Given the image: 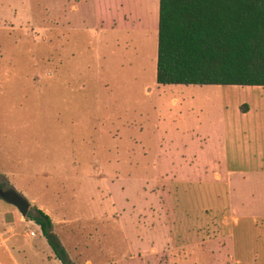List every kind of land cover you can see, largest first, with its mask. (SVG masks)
<instances>
[{"label":"rangeland","instance_id":"rangeland-1","mask_svg":"<svg viewBox=\"0 0 264 264\" xmlns=\"http://www.w3.org/2000/svg\"><path fill=\"white\" fill-rule=\"evenodd\" d=\"M156 11V0H0V187L49 215L75 264L102 248L120 264H264V218L249 251L226 245L230 191L264 209V169L247 159L264 151L258 127L248 146L230 145L228 176L221 143L158 134L180 91L214 113L250 106L249 125L264 126V87L159 85ZM174 205L210 241L172 249ZM41 236L0 199V264H16L7 251H51Z\"/></svg>","mask_w":264,"mask_h":264},{"label":"trees","instance_id":"trees-1","mask_svg":"<svg viewBox=\"0 0 264 264\" xmlns=\"http://www.w3.org/2000/svg\"><path fill=\"white\" fill-rule=\"evenodd\" d=\"M157 30L159 85L264 87V0H159ZM27 218L62 264H75L49 215L33 207Z\"/></svg>","mask_w":264,"mask_h":264},{"label":"crops","instance_id":"crops-1","mask_svg":"<svg viewBox=\"0 0 264 264\" xmlns=\"http://www.w3.org/2000/svg\"><path fill=\"white\" fill-rule=\"evenodd\" d=\"M156 10L157 24L159 0H156ZM223 94L224 93L221 94L222 100L227 97ZM184 95L185 94L180 91L179 97H173L171 106L167 107L165 113L160 117L161 126L163 127L159 130V137L168 143H221L223 145L221 161L223 162L226 176L232 174L234 171H231L229 168L230 145L235 143H246L248 146L257 137V127L258 133L264 135V126L249 125V116H251L252 112L250 106L247 110L241 111L239 103L235 105L228 103L224 104L220 111L214 113V109H216L214 106L207 105V107H204V105L200 106L196 103L193 98L195 94L191 91L187 94L186 99L182 98ZM248 151L247 159L249 161H259L255 169H264V151ZM193 159L195 160L196 157H193ZM196 164L197 163L194 164L195 166L191 167L192 169L190 168L192 172L198 169V165ZM218 164H220L219 161ZM204 168L206 167L204 166ZM262 203H264V201ZM167 204L166 208L169 207V202H167ZM174 207L175 213L172 215L168 213V215L176 218V221L174 219L176 227L173 228H175V235L178 238H174L173 235L169 234L168 241L172 249L195 251L194 249H196L198 245L210 241L199 237V235L193 232L191 233L190 229L185 227V224L182 222L183 219H187L190 215L185 210L178 211L175 205ZM227 209L233 224L230 229V234L226 238L227 251H232L236 256L237 251H249L246 236L248 235L249 238L253 236V224L256 220L264 218V209H260L259 207L253 210L248 209L244 203L243 196H236L232 191L228 193ZM41 238L44 242L46 241L43 235ZM7 253L16 264H62L60 260L55 257L52 250L7 251ZM119 256L120 251H115L114 248H102L96 251V259L91 260L87 258L84 264H120ZM146 264H149V262L147 261Z\"/></svg>","mask_w":264,"mask_h":264},{"label":"water","instance_id":"water-1","mask_svg":"<svg viewBox=\"0 0 264 264\" xmlns=\"http://www.w3.org/2000/svg\"><path fill=\"white\" fill-rule=\"evenodd\" d=\"M0 199L13 205L23 217H26L30 210V202L12 188L0 187Z\"/></svg>","mask_w":264,"mask_h":264},{"label":"built area","instance_id":"built-area-1","mask_svg":"<svg viewBox=\"0 0 264 264\" xmlns=\"http://www.w3.org/2000/svg\"><path fill=\"white\" fill-rule=\"evenodd\" d=\"M31 234L33 235V234H34V232H31Z\"/></svg>","mask_w":264,"mask_h":264}]
</instances>
